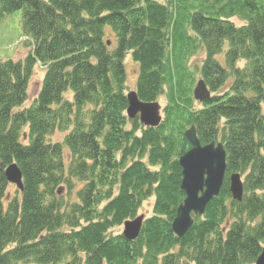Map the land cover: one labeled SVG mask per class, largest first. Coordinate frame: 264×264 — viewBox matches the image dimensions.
Returning <instances> with one entry per match:
<instances>
[{
	"label": "trees",
	"instance_id": "trees-1",
	"mask_svg": "<svg viewBox=\"0 0 264 264\" xmlns=\"http://www.w3.org/2000/svg\"><path fill=\"white\" fill-rule=\"evenodd\" d=\"M17 10L32 44L22 40V59L0 60V264H254L264 242V0H0V20ZM128 54L138 99L165 100L157 127L126 116ZM37 64L40 90L19 108ZM196 74L214 93L202 103ZM191 125L201 144L220 138L226 172L179 238L171 222ZM55 132L66 133L52 142ZM12 162L23 187L6 199ZM73 180L74 201L56 195ZM150 197L134 240L112 233Z\"/></svg>",
	"mask_w": 264,
	"mask_h": 264
},
{
	"label": "water",
	"instance_id": "water-1",
	"mask_svg": "<svg viewBox=\"0 0 264 264\" xmlns=\"http://www.w3.org/2000/svg\"><path fill=\"white\" fill-rule=\"evenodd\" d=\"M193 97L200 102L209 99L210 94L203 79H199L193 89ZM128 106L126 113L129 118L139 115V120L144 126L159 124L160 105L157 102H142L135 91L126 94ZM185 137L190 143V148L178 159L181 168L180 188L185 198L178 205L176 215L171 227L174 234L181 238L193 223L191 213L202 214L206 204L219 194L222 186L226 162L225 150L222 144L214 146L213 143L201 145L197 139L195 128L191 126L185 131ZM6 180L22 189L21 172L15 163H10L4 171ZM230 192L233 199L241 201L242 182L237 173L230 175ZM143 221V215H138L132 220L123 223V236L127 240H134ZM254 264H264V243L260 254Z\"/></svg>",
	"mask_w": 264,
	"mask_h": 264
},
{
	"label": "rangeland",
	"instance_id": "rangeland-1",
	"mask_svg": "<svg viewBox=\"0 0 264 264\" xmlns=\"http://www.w3.org/2000/svg\"><path fill=\"white\" fill-rule=\"evenodd\" d=\"M163 1V0H161ZM21 18L22 13L20 10H17L11 14L6 15L3 19L0 20V60L6 59V58H12L14 60L22 59L24 55L28 52L27 48L22 47L23 41L27 40L28 44L31 45L32 41L25 39V36L22 34V25H21ZM236 24H242L238 19L232 20ZM108 28H106V31ZM112 36H109V47L114 46V41L112 39ZM222 56H219V59ZM204 58V52L202 50H199L190 60V67L192 69L195 68L196 65H200L201 60ZM124 68H125V82L127 87V92L135 89V83L136 78L138 75V66L137 63L134 62L130 54L126 55L124 59ZM44 68H42L39 64H37V67L33 69V74L30 78L28 87H27V100L21 107H25L26 105L30 104L32 100L36 97L38 94L40 87H41V81L43 76ZM199 79L198 74H196V80ZM195 84V83H194ZM228 88V84L221 89L220 92L226 91ZM160 105L163 107L165 105V100L163 97H160L158 99ZM163 115V114H162ZM66 133V132H65ZM64 133L61 132H55L53 135L49 137V140L52 142L61 141L63 139ZM66 149H64V153L67 154ZM74 189H71L70 192L66 189L65 184H61L55 187L56 195L61 196L65 201H74L75 200V190L77 187L81 186V183L74 181ZM19 192L18 190L12 186L9 185L7 188V194L6 199H11L14 196H18ZM154 197L148 198L145 200L140 209L138 210V214H144L145 216H149L151 214V206L153 203ZM6 202H4V205ZM122 231V225L112 229V233H120ZM22 264V263H21ZM28 264H34V263H28ZM185 264V263H184ZM191 264V263H187Z\"/></svg>",
	"mask_w": 264,
	"mask_h": 264
},
{
	"label": "bare ground",
	"instance_id": "bare-ground-1",
	"mask_svg": "<svg viewBox=\"0 0 264 264\" xmlns=\"http://www.w3.org/2000/svg\"><path fill=\"white\" fill-rule=\"evenodd\" d=\"M110 42V41H109ZM109 42L107 43V45L109 46ZM203 52H204V50H202ZM137 66H138V64H137ZM42 68H44L43 66H41ZM44 73H45V68H44V72H43V76H42V79H43V77H44ZM200 78V77H199ZM41 84H42V81H41ZM208 91H209V94L210 95H213L214 93H212L211 91H210V89H208ZM221 91V89L218 91V94H222L223 92H220ZM192 126H194V125H192ZM211 143H213L214 144V146H217L218 144H222V142H221V140H220V138H218L217 140H212V141H210V142H208V143H206V145H208V144H211ZM65 152H67V151H65ZM68 156V152H67V154H65L64 153V157H67ZM182 176V175H181ZM181 182V181H180ZM193 219V218H192Z\"/></svg>",
	"mask_w": 264,
	"mask_h": 264
}]
</instances>
